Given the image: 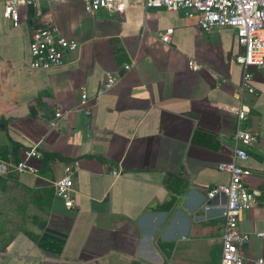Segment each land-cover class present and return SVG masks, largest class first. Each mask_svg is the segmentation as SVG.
<instances>
[{
	"label": "crops",
	"instance_id": "0c3cea01",
	"mask_svg": "<svg viewBox=\"0 0 264 264\" xmlns=\"http://www.w3.org/2000/svg\"><path fill=\"white\" fill-rule=\"evenodd\" d=\"M31 3L32 14L21 0L17 25L0 3V161L34 169L0 175V201L19 199L22 218L2 230L0 264H221L222 206L206 193L229 181L218 166L232 159L241 104L258 142L244 162L255 203L238 227L250 235L244 264L264 257V69L254 92L239 91L234 29L207 32L143 0L93 14L82 0ZM43 25L77 42L61 67L29 65L31 30ZM106 73L118 81L98 94ZM31 147L42 157H27ZM69 163L71 208L54 187Z\"/></svg>",
	"mask_w": 264,
	"mask_h": 264
},
{
	"label": "built area",
	"instance_id": "2783aa9c",
	"mask_svg": "<svg viewBox=\"0 0 264 264\" xmlns=\"http://www.w3.org/2000/svg\"><path fill=\"white\" fill-rule=\"evenodd\" d=\"M87 13H95L105 10L115 12L117 6L115 0H82ZM3 5V15L13 25L19 22V8L21 0H0ZM30 4L31 0H27ZM146 8H164L172 11H181L189 18H195L197 24L204 31L215 28L229 27L234 29L241 52L236 55L235 62L242 69L240 92H254L251 85L253 71L264 69V0H143ZM172 28L159 33V39L164 43L170 42ZM77 47V42L65 38L53 25L37 26L31 30L29 40V52L31 55L30 67L34 69L58 68L65 64V56L68 51ZM189 68L196 71L200 64L194 60H188ZM130 65H125L129 69ZM118 81V77L106 73V79L99 87L100 94ZM86 95L81 94V105L85 104ZM248 108L241 104L237 108V123L233 133L232 159L221 163L218 169L227 172L229 181L224 184L212 185L207 190L208 200H217L222 208L223 234L221 240V264H244L243 249L250 239V235L238 227L240 215L255 203V193L250 191L245 179L251 174L244 162L249 157V149L258 142L255 132L244 129L241 122L245 119ZM87 115L91 109H85ZM60 111L55 113L58 117ZM27 157L41 158L42 153L31 147L25 151ZM21 171L34 172V169L22 161L12 163L0 161V175ZM75 165L73 163L64 166V174L54 181L56 194L64 201L67 208L73 206L72 191ZM114 175H120V171H112ZM263 237L264 232L256 233ZM250 264H264V257L251 260Z\"/></svg>",
	"mask_w": 264,
	"mask_h": 264
},
{
	"label": "rangeland",
	"instance_id": "374dc122",
	"mask_svg": "<svg viewBox=\"0 0 264 264\" xmlns=\"http://www.w3.org/2000/svg\"><path fill=\"white\" fill-rule=\"evenodd\" d=\"M20 213L21 201L19 199H8L4 197L0 201V237H6L7 234L2 233L6 225L21 222L22 218Z\"/></svg>",
	"mask_w": 264,
	"mask_h": 264
},
{
	"label": "water",
	"instance_id": "95a60500",
	"mask_svg": "<svg viewBox=\"0 0 264 264\" xmlns=\"http://www.w3.org/2000/svg\"><path fill=\"white\" fill-rule=\"evenodd\" d=\"M28 12L29 13H33V4L32 3H30L29 5H28Z\"/></svg>",
	"mask_w": 264,
	"mask_h": 264
},
{
	"label": "trees",
	"instance_id": "16d2710c",
	"mask_svg": "<svg viewBox=\"0 0 264 264\" xmlns=\"http://www.w3.org/2000/svg\"><path fill=\"white\" fill-rule=\"evenodd\" d=\"M58 157H60V156H58ZM61 158V157H60ZM32 236H34V234H31Z\"/></svg>",
	"mask_w": 264,
	"mask_h": 264
}]
</instances>
